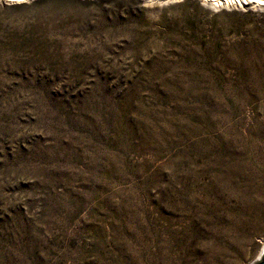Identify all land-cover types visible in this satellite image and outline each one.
Instances as JSON below:
<instances>
[{"label":"rangeland","instance_id":"374dc122","mask_svg":"<svg viewBox=\"0 0 264 264\" xmlns=\"http://www.w3.org/2000/svg\"><path fill=\"white\" fill-rule=\"evenodd\" d=\"M264 9L0 0V264H256Z\"/></svg>","mask_w":264,"mask_h":264},{"label":"bare ground","instance_id":"6f19581e","mask_svg":"<svg viewBox=\"0 0 264 264\" xmlns=\"http://www.w3.org/2000/svg\"><path fill=\"white\" fill-rule=\"evenodd\" d=\"M1 1H5L12 4V3H21L31 0H1ZM152 1L154 2V0ZM165 1H172V0H165ZM201 2L215 9H221V8L246 9L249 7L252 9H264V0H201Z\"/></svg>","mask_w":264,"mask_h":264},{"label":"water","instance_id":"95a60500","mask_svg":"<svg viewBox=\"0 0 264 264\" xmlns=\"http://www.w3.org/2000/svg\"><path fill=\"white\" fill-rule=\"evenodd\" d=\"M256 264H264V256H263V258H262L259 262H257Z\"/></svg>","mask_w":264,"mask_h":264}]
</instances>
